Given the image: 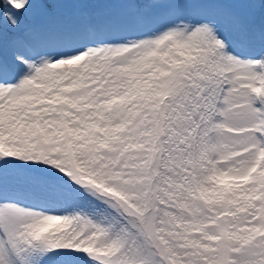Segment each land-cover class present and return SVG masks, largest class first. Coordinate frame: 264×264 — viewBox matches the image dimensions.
Here are the masks:
<instances>
[{
    "label": "snow or ice",
    "instance_id": "6c2138e0",
    "mask_svg": "<svg viewBox=\"0 0 264 264\" xmlns=\"http://www.w3.org/2000/svg\"><path fill=\"white\" fill-rule=\"evenodd\" d=\"M0 264H264V0H0Z\"/></svg>",
    "mask_w": 264,
    "mask_h": 264
}]
</instances>
